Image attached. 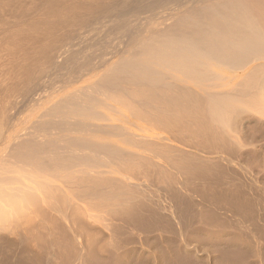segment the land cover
<instances>
[{
    "label": "bare ground",
    "instance_id": "obj_1",
    "mask_svg": "<svg viewBox=\"0 0 264 264\" xmlns=\"http://www.w3.org/2000/svg\"><path fill=\"white\" fill-rule=\"evenodd\" d=\"M262 141L264 0H0V264H204Z\"/></svg>",
    "mask_w": 264,
    "mask_h": 264
},
{
    "label": "rangeland",
    "instance_id": "obj_2",
    "mask_svg": "<svg viewBox=\"0 0 264 264\" xmlns=\"http://www.w3.org/2000/svg\"><path fill=\"white\" fill-rule=\"evenodd\" d=\"M263 140V139H262ZM245 141H247L245 139ZM264 142V141H262ZM261 142V143H262ZM259 160V159H258ZM247 161V160H246ZM258 162V161H256ZM255 162V163H256ZM249 163V164H248ZM254 162L251 163L249 161L246 162V168L244 170H241V169H236L234 168V171H230L231 173V176L232 178H236V179H241L245 184L247 190V201L248 202H251L253 203V209H248V216L243 217V214L244 212H242V216L240 217L241 215V211H231V209H229V207L225 204L226 203V199L223 198L222 196H220L219 198H223V200H219V198H217L218 200V204L215 200V197L209 195L208 198L206 197L204 202L205 203H208L206 204L207 206V210H209L208 213H212L214 211V215L213 216H216L217 218H215L217 220V222H215L214 220V217L213 219L211 218L212 221H210V218H205L208 220V223H205L207 220L204 221V223L201 225L205 226L206 229L210 230V231H206L207 234L206 237L205 235H201V238H199L200 240H198L197 238H195L194 240H190V244H197L196 246H198L197 248V254L195 253L194 256L195 257H204L205 258V263L204 264H240L237 263V262H230L228 261L226 258H221L219 257V253L217 254L216 252H218V248L216 249L215 248V245H217V247H221L220 245H225V246H228L229 242L232 241L231 238L233 239L234 235L235 234V237L234 239L238 236V235H241V236H238L237 239L238 241L242 244V242H245V237H246V241L247 239H249V246H250V257L248 259H250V264H264V250L262 249V247L264 246V169L262 171L260 170H253V165L256 166ZM253 164V165H252ZM249 166V167H248ZM252 166V167H251ZM257 167V166H256ZM258 168V167H257ZM236 169V170H235ZM244 176V177H243ZM249 185V187L247 186ZM225 187V186H224ZM256 187V188H255ZM211 196V197H210ZM260 196V197H259ZM212 197L214 199H212ZM251 197V198H250ZM199 200H201V197H198ZM249 198V199H248ZM212 199V201H211ZM214 200V202H213ZM211 203V204H210ZM220 203V204H219ZM224 203V204H223ZM215 204V206H214ZM222 204V206H221ZM202 205V204H200ZM199 205V206H200ZM198 206V207H199ZM211 206V207H210ZM227 206V207H226ZM201 207V206H200ZM214 207V208H213ZM212 208V209H211ZM222 208V209H221ZM231 211V212H230ZM225 212V213H224ZM234 212V214H233ZM253 212V213H252ZM216 213V215H215ZM227 213V214H226ZM231 214V215H230ZM236 214V215H235ZM250 214V215H249ZM255 214V215H254ZM220 215V216H219ZM219 216V217H218ZM209 217H212V216H209ZM253 217V218H252ZM229 218V219H227ZM223 219V220H222ZM227 219V220H226ZM231 219V220H230ZM234 219V220H233ZM246 219V220H245ZM252 219V220H251ZM256 219V220H255ZM220 220V221H219ZM225 220V221H224ZM214 221V222H213ZM223 221V222H222ZM253 221V222H252ZM230 222V223H229ZM234 222V223H233ZM244 222V224H243ZM256 222V223H254ZM217 223V224H216ZM221 223V224H220ZM233 223V224H232ZM240 223V224H239ZM208 224V225H207ZM224 224V225H222ZM227 224V225H225ZM229 224V225H228ZM234 224H237L239 227L234 226ZM197 225H200V223H198ZM214 225V226H213ZM221 225V226H220ZM233 225V226H232ZM218 226V228L216 227ZM213 228V229H210V228ZM234 227V229H232ZM246 227V228H244ZM240 228V229H238ZM258 228V230H257ZM217 230V231H214ZM220 229V230H218ZM244 229V231H243ZM237 230V231H236ZM213 231V234L211 233ZM233 231V232H232ZM241 231V232H240ZM261 231V233H260ZM210 232V233H209ZM217 232V233H216ZM235 232V233H234ZM244 232V233H243ZM234 233V234H233ZM240 233V234H239ZM238 234V235H237ZM207 235L208 237L211 238H207ZM218 235V236H217ZM222 235V236H221ZM246 235V236H245ZM258 235V236H257ZM216 236V237H215ZM227 236V237H226ZM243 236H245L243 238ZM203 237V238H202ZM248 237V238H247ZM262 237V238H261ZM215 238V240H214ZM218 238V240H217ZM203 239V242L202 240ZM207 239V240H206ZM214 242H212V241ZM220 240V241H219ZM201 241V242H200ZM207 241V242H206ZM211 246H210V244ZM211 241V242H210ZM197 242V243H196ZM218 244H217V243ZM206 245H205V244ZM213 243V244H212ZM231 243V242H230ZM246 243V242H245ZM200 244V245H199ZM220 244V245H219ZM227 244V245H226ZM191 245V246H193ZM202 246V247H201ZM210 246V247H209ZM215 250H213L214 248ZM258 246V247H257ZM205 248H208L210 250V248H212L210 251L208 249H205ZM256 248V249H255ZM264 248V247H263ZM201 249V250H200ZM254 249V250H253ZM208 252V253H207ZM212 252V253H211ZM146 256H149L151 255L150 251L146 252L145 253ZM148 254V255H147ZM210 254V256H209ZM214 255V256H213ZM207 256V257H206ZM215 257V258H214ZM217 259V260H216ZM151 260H153V258L151 257ZM160 260V261H158ZM216 260V261H215ZM157 261L159 263H157ZM156 261V264H163L162 263V259L159 258L157 259ZM220 261V263H219ZM215 262V263H214ZM218 262V263H217Z\"/></svg>",
    "mask_w": 264,
    "mask_h": 264
}]
</instances>
